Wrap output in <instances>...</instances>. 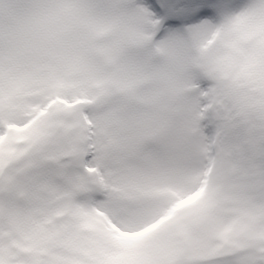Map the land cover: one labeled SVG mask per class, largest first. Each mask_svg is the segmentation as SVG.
Here are the masks:
<instances>
[{"label": "snow or ice", "instance_id": "obj_1", "mask_svg": "<svg viewBox=\"0 0 264 264\" xmlns=\"http://www.w3.org/2000/svg\"><path fill=\"white\" fill-rule=\"evenodd\" d=\"M0 264H264V0H0Z\"/></svg>", "mask_w": 264, "mask_h": 264}]
</instances>
